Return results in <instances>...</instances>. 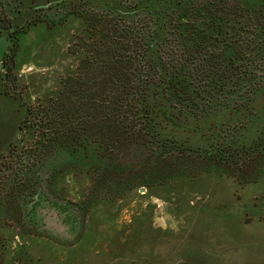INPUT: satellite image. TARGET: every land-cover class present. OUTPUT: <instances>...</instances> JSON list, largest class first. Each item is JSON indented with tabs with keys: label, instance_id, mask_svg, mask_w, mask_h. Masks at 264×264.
Returning a JSON list of instances; mask_svg holds the SVG:
<instances>
[{
	"label": "rangeland",
	"instance_id": "374dc122",
	"mask_svg": "<svg viewBox=\"0 0 264 264\" xmlns=\"http://www.w3.org/2000/svg\"><path fill=\"white\" fill-rule=\"evenodd\" d=\"M43 1L0 0V264H264L262 103L239 119H215L209 131L235 145L258 142L240 157L163 154L143 142L113 148L96 136L49 154L58 137L50 124L18 128L27 106L79 72L87 43L129 42L111 16L81 0L38 9L28 17L36 23L9 33L23 7ZM242 44L233 77L190 79L201 89L190 105L221 115L247 86L236 76L264 71Z\"/></svg>",
	"mask_w": 264,
	"mask_h": 264
},
{
	"label": "trees",
	"instance_id": "16d2710c",
	"mask_svg": "<svg viewBox=\"0 0 264 264\" xmlns=\"http://www.w3.org/2000/svg\"><path fill=\"white\" fill-rule=\"evenodd\" d=\"M77 1L27 5L18 23L9 26V33L36 23L38 19L28 17L38 9ZM81 1L111 16L120 32L127 33L129 43L98 42L96 47L87 43L79 72L68 81L63 79L56 95L44 103L27 106L18 128L28 130L37 121L50 124L51 135L58 137L52 138L57 143L50 146L49 154L61 148L62 141L70 146L79 136L83 143L89 136L112 143L113 148L118 143L143 142L163 154L197 155L213 161L240 157L258 146L257 141L235 145L233 139L214 140L209 131L219 117L239 119L260 102L258 108L264 110V84L260 82L264 71L254 78L249 70L236 76L240 82L246 80L247 86L241 91L235 88L236 99L225 105L221 115L210 112L214 105L198 108L189 100L201 91L190 81L195 74L213 79L235 75L242 41L264 64V0H232L235 4L231 0ZM248 22L257 24V30L250 29ZM245 29L248 34L241 35ZM211 45L223 50L202 51ZM129 125L137 131L128 130ZM61 127L65 130L62 137Z\"/></svg>",
	"mask_w": 264,
	"mask_h": 264
},
{
	"label": "crops",
	"instance_id": "0c3cea01",
	"mask_svg": "<svg viewBox=\"0 0 264 264\" xmlns=\"http://www.w3.org/2000/svg\"><path fill=\"white\" fill-rule=\"evenodd\" d=\"M1 102V101H0Z\"/></svg>",
	"mask_w": 264,
	"mask_h": 264
}]
</instances>
